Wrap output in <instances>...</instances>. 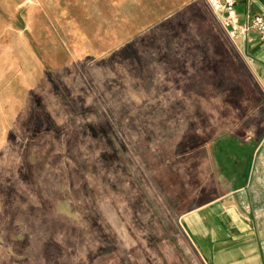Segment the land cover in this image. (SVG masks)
Returning a JSON list of instances; mask_svg holds the SVG:
<instances>
[{
    "label": "rangeland",
    "instance_id": "374dc122",
    "mask_svg": "<svg viewBox=\"0 0 264 264\" xmlns=\"http://www.w3.org/2000/svg\"><path fill=\"white\" fill-rule=\"evenodd\" d=\"M76 16L0 0V264H203L181 216L223 191L216 139L264 128L251 59L210 0L110 50Z\"/></svg>",
    "mask_w": 264,
    "mask_h": 264
},
{
    "label": "crops",
    "instance_id": "0c3cea01",
    "mask_svg": "<svg viewBox=\"0 0 264 264\" xmlns=\"http://www.w3.org/2000/svg\"><path fill=\"white\" fill-rule=\"evenodd\" d=\"M196 1L66 0V10L71 7L80 14L76 18L81 22L71 28L74 44L113 45L105 49L110 50L140 43L154 28L170 27ZM236 9L244 26L254 15L264 17V0H237ZM231 38L251 59L264 87V43L258 32L238 31ZM188 39L192 44L201 43L200 37ZM168 40L177 43L180 38L170 36ZM144 42L149 43L145 37ZM200 50V46H192L193 53ZM212 152L223 191L181 216L184 231L203 264H264V128L248 136L222 135Z\"/></svg>",
    "mask_w": 264,
    "mask_h": 264
},
{
    "label": "built area",
    "instance_id": "2783aa9c",
    "mask_svg": "<svg viewBox=\"0 0 264 264\" xmlns=\"http://www.w3.org/2000/svg\"><path fill=\"white\" fill-rule=\"evenodd\" d=\"M214 9L220 13L225 28L230 35H235L238 31L247 32L250 28L255 29L264 43V17L260 14L254 15L248 24L242 26L239 23L236 9L237 0H210Z\"/></svg>",
    "mask_w": 264,
    "mask_h": 264
}]
</instances>
